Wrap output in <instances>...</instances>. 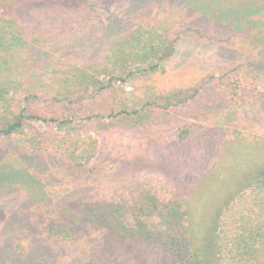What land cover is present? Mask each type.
Segmentation results:
<instances>
[{"label":"trees","instance_id":"trees-1","mask_svg":"<svg viewBox=\"0 0 264 264\" xmlns=\"http://www.w3.org/2000/svg\"><path fill=\"white\" fill-rule=\"evenodd\" d=\"M247 1L242 10L264 12V0ZM110 2L0 0L14 6L0 7V145L13 148L12 162L0 161V264H135L150 250L171 264H264V114L223 125L209 117L264 108V55L188 87L151 83L183 34L223 42L247 18L222 12L220 37L160 11L109 28L101 11ZM251 37L264 48V29ZM120 85L134 90L129 99ZM213 131L255 147L238 157L237 176L222 175L192 197L141 177L139 150ZM125 133L135 134L130 153L103 150Z\"/></svg>","mask_w":264,"mask_h":264},{"label":"rangeland","instance_id":"rangeland-1","mask_svg":"<svg viewBox=\"0 0 264 264\" xmlns=\"http://www.w3.org/2000/svg\"><path fill=\"white\" fill-rule=\"evenodd\" d=\"M110 1L109 10L101 11L109 28L111 26L121 28L133 20L145 19L148 16L153 18V16L155 17L154 13L160 11L161 14L156 17L169 18L170 20L187 18L193 27L201 29L203 33L220 37L223 35L225 25L216 18H219L222 12L231 10V12L240 13L242 18H247L246 24L239 22L235 25V30L230 36H222L223 42L198 41L187 32L183 34L176 46L174 56L166 65L165 73L155 75L151 80V83L161 91L191 86L207 73L217 74L225 66L230 67L257 55H264V48L262 49L257 41H252L251 37L257 30L264 29V12L258 15L251 11L248 12L249 9L242 10L241 8L246 6L247 0H145L146 3L141 0H123L124 4L119 6L120 8L117 5L120 0ZM12 5L13 3L6 5L0 3V7L3 9L8 6L13 8ZM130 5L132 6L130 7ZM201 8H204L205 11L200 12ZM259 17H261L260 23H254V18L258 19ZM68 46L79 51L78 48L81 45L77 40H71ZM131 92H134L132 88L119 86L121 98L129 99ZM130 106L132 107V104ZM202 107L205 106H200V108ZM263 111L264 108L258 107L256 104L242 109L235 106L212 113L209 117L217 125H223L230 120L238 121V119L258 121L264 114ZM217 127L219 128V126ZM170 128L169 126L167 130ZM211 133L213 135L207 139L197 138L198 135H195L181 145L159 138L162 145L151 149L148 153L139 150L140 155L145 158V161L143 160L141 163V177L150 181L158 190L161 189V184L170 181L172 186L181 187L192 197L197 193L203 194L206 188L211 187L210 184L222 175L237 176L239 172L237 170L238 157L243 155L251 157L249 152L253 155L257 154L252 143L239 144L227 137L223 138L217 131ZM137 135L140 136L141 132H137ZM134 140L135 134L125 133L121 136H114L102 148L111 154L123 156L125 153H130ZM140 142L144 143V140L141 138ZM136 147H140L139 143H136ZM12 150L13 148L7 144L0 145V161L2 163L12 162V159L9 158ZM128 156L130 157V155ZM141 260H144L142 264L172 263L171 259L154 250L146 251L145 255L134 258L135 264H139Z\"/></svg>","mask_w":264,"mask_h":264}]
</instances>
